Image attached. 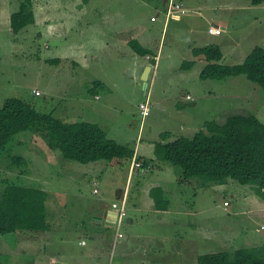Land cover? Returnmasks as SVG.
<instances>
[{
    "label": "rangeland",
    "instance_id": "374dc122",
    "mask_svg": "<svg viewBox=\"0 0 264 264\" xmlns=\"http://www.w3.org/2000/svg\"><path fill=\"white\" fill-rule=\"evenodd\" d=\"M21 1L24 0H0V107L4 100L17 98L31 104L40 113H52L61 121L71 123L73 117L70 116L69 105L73 101L80 100L82 87L80 84H75L72 87L71 83H80L81 67L75 68L70 63L62 69V73L53 68L54 66L51 65L50 61L54 62L55 59L50 57V51L56 47L55 42L57 40L52 36L47 37L44 34V25L41 26L38 22L35 23L34 21L33 24L26 26L17 36L13 35L9 28L10 17L19 10L16 7L20 5ZM30 1L33 2V11L37 14V6L34 3L45 4L47 2L49 7L58 4L63 9L70 8L67 11H74V7H70V3L77 0ZM92 1H94L98 11L105 15L109 14L110 19L113 16L112 13L121 8L124 15L133 17V15L138 14L145 17L139 21V27H152L154 31L163 29L164 33L168 32V35L165 40L163 55L158 68L155 70L157 75L153 80L155 85L150 96L152 105H150L148 116L142 117L139 108H137L139 99L136 98L135 100V97L138 94V87L134 83L132 75L126 73L124 76L116 77L112 76V71H110L109 84L112 85L111 88L115 89V96L109 95L104 87V85L107 87L109 85L103 83L104 85L97 88L96 91L100 100L94 101L96 106L106 104V107H101L97 116L84 114V119L79 120L77 118L76 121H87L85 123L89 124L97 123V126H101L107 131L109 137H113L122 143H129L132 137L138 134L139 126L145 127V139L149 138L150 133H156L155 136L159 133L161 138L159 143H165V139L162 137L168 138L165 135L166 130L190 138L196 130L191 131L197 127L206 126L207 123L214 121L221 123L227 117L239 113L255 116L264 124V91L250 82L245 75L222 80H204L197 76L196 69L188 71L190 68H185L186 64L193 62V59L189 57L188 48L205 47V42L207 45H212L214 41L220 43L221 52L224 55L220 63L229 66L242 63L244 55L255 47L264 49V3L252 5L248 0H185L188 11L183 16L188 14V16H197L195 11L202 6L201 14L204 17L218 19L221 25L228 27L222 36L211 38L207 36L206 24L200 19H198L199 25L195 32L192 29L189 32L181 31L175 35V31L172 30L173 26L178 18H182V15L175 14L176 12L167 15V9L171 2L182 4L177 0H164L166 15L171 16L173 14L168 21L165 20L164 5L160 1L149 5L142 4V0H140L137 2V6L131 10L123 8L135 0ZM80 2L82 1L80 0ZM240 6L242 8H239ZM159 13L162 16V19L160 17V24L153 23L156 22V18L159 19L157 17ZM197 17L199 18V15ZM183 18L188 23L186 25L191 26L190 20L187 17ZM35 19L38 21L37 18ZM163 20L168 22L166 28L162 23ZM90 21L93 26L100 24L102 22L100 14L91 18ZM39 32L42 33L40 36ZM82 37L86 40L88 31H85ZM104 37L105 35L98 40L99 43L103 41ZM207 37L210 40H207ZM108 43L112 46L115 43V37H111ZM109 45L105 50L106 54H108ZM173 45L175 51L172 50L173 47L171 46ZM118 52L122 53L125 60L129 58L126 55L127 48L121 47V50H117ZM114 53L116 54V52ZM45 58L47 59L44 61ZM117 60H121V58ZM126 65L128 66V64ZM96 67L92 66L88 69L82 78L84 83L92 79L102 83L96 78L98 71L93 69ZM102 72L108 74L106 69ZM152 75L151 72L149 77ZM65 79L69 82L64 84ZM148 81L151 82L152 80L148 78ZM92 86L93 84L90 83L87 87ZM33 90H38L41 96H35ZM207 91L211 93L209 94ZM193 95L195 100L190 102V96ZM91 96L94 99V95ZM133 100H135V105L127 104L128 101ZM104 110L106 115L103 114ZM180 126H182L181 130H179ZM190 132L191 134H189ZM43 142L48 146L41 135L34 132H23L16 135L8 143L6 150L0 156V192L9 184L39 188L47 192V211L56 220L59 228L57 232L52 234L55 240L53 244L49 245L47 249L38 248L41 256H50L52 252L57 253L70 247L75 248V250H84L76 244L80 231L77 234H68L69 229L67 228L76 230L81 225L82 229L87 232L86 229L90 226L87 219L90 220V215H88L86 205L88 202L91 207L90 200H97V197L92 194V182L96 173L82 174V171H67L68 166L60 160L52 161V163L42 161L35 149L38 147L42 149L44 147ZM143 143L148 145L146 140ZM17 157L26 159V164L14 165L12 163L13 158ZM62 160L65 161L63 158ZM151 161L145 160L146 167L144 170L136 169L129 179L132 194H135L136 189L142 186L151 185L158 174V167L163 163L172 168L173 173H179L178 167H173L158 157ZM70 163L78 166V168H85L74 162ZM128 165L129 163L125 162L121 166L114 167V170L116 168L114 183L125 181ZM167 171L168 174H172L170 169ZM98 180L100 186L107 189L106 185H103L107 184L104 173L99 174ZM196 181L198 180L192 179L190 187L188 185L182 187V202L185 205L197 203L196 191L192 189L194 188L193 183ZM163 186L159 185L158 188L154 189L151 187L150 194L153 192L155 195V191L158 190L156 198L151 194L152 199L154 198L156 201L160 194L164 195ZM257 199L264 201V198L259 197L251 186H242L235 181H228L222 191L217 190L215 204H211L208 197L202 202L205 206L210 203L211 210L208 214L207 208H205L202 214L198 216V223L185 226L186 239L195 235L194 237L201 242V237L197 236L200 233L199 228L204 227L205 223L208 222L211 231L216 235V239L212 238L209 245L201 242V249L212 247L215 252L232 251L246 245L255 247L257 241L264 242V238L261 237L264 234V213L251 212V209H256L257 206H251L250 202ZM224 201L230 202V206L225 207ZM143 213L145 219L150 217L147 210ZM125 220L126 218L123 219V222ZM122 229L123 227H121V231ZM83 230L81 231L83 232ZM96 230L101 235L104 232L102 228L94 229V231ZM30 233L35 234L38 231ZM2 238L5 239L6 236L0 235V264H8V257L4 258L3 251L4 248H9V244L6 239L2 241ZM58 238L63 239V241H59ZM108 238H110V234L106 236V240ZM244 241L255 242L256 244H245ZM184 264H190V262L186 261Z\"/></svg>",
    "mask_w": 264,
    "mask_h": 264
},
{
    "label": "crops",
    "instance_id": "0c3cea01",
    "mask_svg": "<svg viewBox=\"0 0 264 264\" xmlns=\"http://www.w3.org/2000/svg\"><path fill=\"white\" fill-rule=\"evenodd\" d=\"M81 1L84 3L82 4L80 0L70 3V7H74V11H67L70 8H64V11L63 7L58 6V4L49 7L47 2L45 4L34 3V5L37 6V14L34 13V19L37 18L38 20L36 21L35 19V23L38 22L39 25H44V34L47 37L52 36V38L57 40L55 42L56 47L54 50L50 51V57L55 59L54 63L51 64L54 66L53 68L62 73V69L67 67V65L70 63L75 66V68L81 67L80 83L70 82L72 87L75 84H80L82 86L80 100L73 101L71 105H69V109L71 110L70 116L73 117L71 119L73 120L71 123L79 122L76 121L77 118H79V120L84 119V114L97 116L99 109L101 107H106V104L96 106L94 100H100V97L96 93L97 89H94L95 91H90L91 87H87L90 83L94 84L95 80L92 79L87 81V83H84L82 79L88 69H90L92 66H97L96 68H93L97 69L98 71L96 78L97 80L101 81L102 84L107 83L109 85V87H107L103 84L106 90L109 92V95L112 96H115V89L111 88L112 85L109 84L110 71H112V76L116 77H121L122 75L124 76L126 73L131 74L134 83L138 87V94L135 97V100L136 98L139 99L137 108H139L140 103L146 102L150 109V105H152L150 96L152 95L153 87L155 85V81L153 80L157 75L155 74V70L158 68L160 59L163 55L165 40L168 32L166 31V33H164L163 29L161 31L157 30L160 32L159 34V32L152 30V27H139V21L145 19V17L138 14L133 15V17L124 15L122 14L121 8H119V10L116 12H113V16L110 19L109 14L105 15L98 11V8L94 5V1ZM138 1L140 0H135L129 6L124 7L123 9L131 10V8H135ZM158 1L164 5V17L165 20L168 21L173 14L171 16L166 15V5L164 4V0H142V4L152 5ZM177 1L182 3L186 11H188L185 0ZM16 8L20 9V5ZM202 8L203 7L200 6L198 7V10L195 11V14L197 16L199 15V18L197 16H188L189 14L187 16L182 15V18H178L172 29L175 31V35L181 33V31L189 32L192 29L195 32V29H197L199 25L198 19L206 24V33L208 37H220L227 31L228 27L221 25V22L218 19L213 17H204L201 14ZM239 8L242 7L240 6ZM160 13L157 14L159 19L157 20L156 18V22L153 23L160 22V17L162 19ZM97 14H100L102 22L96 26H93L91 25L90 20ZM9 15L10 11L7 13L8 17ZM183 17H187L190 20L191 26L186 25L188 23ZM162 23L164 24L165 28L168 26V22H164L163 20ZM211 26L222 29L221 34L217 36L208 34V28ZM85 31H88V38L86 40H84L82 37ZM18 34L13 35L17 36ZM41 34L42 33L39 32V36ZM103 35H105V37L103 41L99 43L98 40H100ZM111 37H115V43L112 46H110L108 43ZM208 37L207 40H210ZM132 40H136V42H138L144 48L152 50L155 56L139 57L134 54L128 45V43ZM205 44V46L214 45L220 48V43L215 41L212 43V45H207L206 42ZM108 45L109 56L105 52ZM121 47L127 48L126 55L129 56L127 60L124 59L122 53H117V50H121ZM171 47H173V50L174 45ZM193 48L199 47L188 48L190 51L189 57L193 59V65L188 71L196 69V74L198 77H200V73L206 65V61L203 59V57H195L193 55ZM114 52H116V54ZM249 53L245 54L243 58L245 59ZM118 58H121V60H117ZM46 59L47 58H45L44 61ZM151 59H153L154 65L150 64ZM126 64H128V66ZM147 66L151 68L148 78H150L152 81H148L145 98L144 100H141L140 78ZM104 69H106L108 74H104L102 72ZM151 72L153 75L152 77H149ZM67 82L69 81L65 79L64 84ZM207 93L210 94L211 92L207 91ZM91 95H94V99ZM190 98V102L195 100L194 95L190 96ZM135 100L128 101L127 104L135 105ZM105 110L103 111L104 115L107 114ZM94 124L98 125L97 123ZM99 127L104 130L108 139L116 141V139L113 137L108 136L107 131L103 127ZM202 128L203 126H199L191 132H194L195 130V132H197ZM181 129L182 126L179 127V130ZM144 131L145 127L139 126L138 134L134 135L129 143H122L118 140L116 141L117 143L126 145L133 150L134 156L130 161H96L89 164H79L74 162L85 167L78 168V166H74L68 160L63 161L59 151L50 149L44 144V142V147L42 149L41 147L36 148L35 152L39 154L42 161L52 163V161L60 160L61 162L66 163L68 166L67 171L73 172L74 170H77L82 171V174L96 173V176L93 177L92 182V194L97 197V200H90L91 207L88 205V202L86 205V210L88 215H90V220L87 219L88 222H90L89 228L86 229L87 232L82 229L83 227L81 225H79V227H81L80 230L79 227L76 230L67 228L69 229L68 234H77L80 231V233H78L79 235L77 237L76 244L77 246L84 248V250H75V248L70 247L67 248V250L62 249L57 253L52 252L50 256L40 255L38 248L47 249L49 245L53 244L55 240L53 239L52 234L57 232V229L59 228L56 220L53 219L48 213L46 206L48 223L47 230L38 231V233L35 234L30 232L36 231H17L13 234L2 235L6 236L5 239L9 244V248H4L3 251L4 258L8 257V264H184L186 261L190 262V264H196V259L199 255L215 253V249L212 247L209 249H201V242L203 244L209 245L212 238L216 239V235H214L211 231L208 222L205 223L204 227L199 228L200 233L197 236L201 237V242L199 239L194 237L195 235H193V237L190 239H186L185 226H191L194 223H198V216L199 214H202L205 208H207V212L209 214L211 210L210 203L205 206L202 202L208 197L211 201V204H215L217 190L222 191L224 185L203 184L200 180L194 182V188L192 189L196 191L195 199L197 203L193 205H185L184 202H182L181 190L183 186H189L192 183L191 180L185 183L179 182L180 172L173 173V169L163 163L157 169L158 174L155 177L156 179H154V182L151 185L147 184L144 187L142 186L136 189V193L132 194L129 187V179L134 174L136 169L139 171L144 170L146 167L145 160L153 161L156 158L155 145L159 143L161 139L159 137V133L157 136H155L156 133L151 134L150 130L149 138L145 139ZM191 132L189 134H191ZM165 134H169L167 140H173L182 136L181 134H175L171 130H166ZM144 140H146L148 145L143 143ZM125 162L129 163L126 170L125 181L114 183V176L116 172V168L114 170V167L121 166ZM135 163H138L140 167H134ZM168 169L172 171V174H168ZM100 173H104L107 178V184H103L106 185L107 189H103L98 183V176ZM159 185H164V195L160 194L158 196L159 199L157 200V207L154 198H151L150 191H152L154 188H158ZM93 190H97L98 192L94 193ZM160 191L162 192L161 188ZM116 202H124L126 210V220L125 222L122 221L121 225V227H123L122 231L120 227V231L122 233L121 238H116L115 227L111 229L106 226L113 225L112 217L114 216V213L112 212L113 209L111 206ZM224 203H227V206L225 207L230 206V202L224 201L223 205ZM250 205L257 206L256 209H251V212L264 213V208H262L264 207V201L262 202L258 199L256 201L251 200ZM103 207H106L107 210H109L106 216H104L102 210H100ZM145 210L148 211L150 216L148 219H145V214L143 213ZM70 211H72V209H70ZM97 218L100 219L97 221ZM55 225L57 226L54 227ZM99 228H102L104 231L102 235L97 230L94 231V229ZM81 230H83V232ZM88 230H91V232H88ZM108 234H110V238L106 240V236ZM261 237L264 238V234ZM5 239L2 238V241H5ZM58 240L63 241L61 238H58ZM82 242L84 243L82 244ZM244 242L245 244L250 245L256 244L255 242ZM86 246H88V248H86ZM242 248L260 249L264 256V242L257 241V245L255 247H249L246 245Z\"/></svg>",
    "mask_w": 264,
    "mask_h": 264
},
{
    "label": "trees",
    "instance_id": "16d2710c",
    "mask_svg": "<svg viewBox=\"0 0 264 264\" xmlns=\"http://www.w3.org/2000/svg\"><path fill=\"white\" fill-rule=\"evenodd\" d=\"M248 1L252 5L264 3V0ZM34 21L33 3L24 0L20 9L11 15L10 28L13 34H18ZM128 45L139 57L155 56L152 50L144 48L136 40ZM193 55L206 61L200 78L222 80L243 74L264 91L263 48L255 47L242 63L232 66L220 63L223 55L217 46L195 48ZM150 62L154 65L153 59ZM192 65L193 62H190L185 68ZM102 85L94 82L90 91ZM23 132L41 135L48 147L59 151L64 160L79 164L130 161L134 156L130 147L108 139L95 124L80 121L65 123L52 113L36 111L31 104L20 99L4 100L0 107V156L8 143ZM165 135L169 137V134ZM162 138L165 143L155 145V155L163 162L178 167L179 182L197 179L203 184L225 185L228 181H235L242 186H251L259 197H264V124L255 116L236 114L221 123H207L190 138ZM12 163L24 165L26 159L13 158ZM157 191L155 195L151 192L154 198ZM46 199L47 194L41 189L6 185L0 192V234L47 230ZM155 202L158 207L157 199ZM196 264H264V256L260 249L240 248L199 255Z\"/></svg>",
    "mask_w": 264,
    "mask_h": 264
},
{
    "label": "built area",
    "instance_id": "2783aa9c",
    "mask_svg": "<svg viewBox=\"0 0 264 264\" xmlns=\"http://www.w3.org/2000/svg\"><path fill=\"white\" fill-rule=\"evenodd\" d=\"M167 11H168L167 15H169V13H173V12L179 13L181 15H183V14L185 15L187 12L182 4H176L173 2L170 3ZM221 31H222V29H220L218 27H214V26H211L210 28H208V34L213 35V36H217V35L221 34ZM34 94L38 96L40 93L38 91H34ZM139 110H140L141 115L143 117H146L149 114L148 104L146 102L140 103ZM134 167L137 168V167H140V165L138 163H135ZM93 192L97 193L98 191L93 190ZM224 204H225V206H227V203H224ZM111 207L114 211H116V220H115V224H114V227L116 229V238H121L122 233L120 231V227L122 225L123 219L126 216L125 204H124V202H120V203L116 202V203H113ZM83 243L84 242H82V244Z\"/></svg>",
    "mask_w": 264,
    "mask_h": 264
},
{
    "label": "water",
    "instance_id": "95a60500",
    "mask_svg": "<svg viewBox=\"0 0 264 264\" xmlns=\"http://www.w3.org/2000/svg\"><path fill=\"white\" fill-rule=\"evenodd\" d=\"M150 70H151V68L149 67V66H147L145 69H144V71H143V73H142V76H141V78H140V80H141V96H140V99L141 100H144V98H145V94H146V89H147V86H148V75H149V72H150ZM100 210H102V213H103V215L104 216H106L107 215V213H108V211L109 210H107V208L106 207H103L102 209H100ZM112 212L114 213V216L112 217V220H113V225H106L108 228H111V229H113L114 228V223H115V220H116V211H114V210H112ZM95 218H96V216H95ZM100 218H97V221L99 220ZM103 226V225H102ZM84 237H86V236H84Z\"/></svg>",
    "mask_w": 264,
    "mask_h": 264
},
{
    "label": "clouds",
    "instance_id": "9594fccd",
    "mask_svg": "<svg viewBox=\"0 0 264 264\" xmlns=\"http://www.w3.org/2000/svg\"><path fill=\"white\" fill-rule=\"evenodd\" d=\"M34 91H37V90H34ZM34 91H33V93H34ZM35 95V94H34ZM35 96H37V95H35ZM38 96H40V94L38 95ZM120 203V202H119ZM116 215V214H115Z\"/></svg>",
    "mask_w": 264,
    "mask_h": 264
}]
</instances>
